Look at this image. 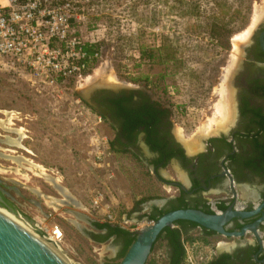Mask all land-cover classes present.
<instances>
[{"label":"rangeland","instance_id":"obj_1","mask_svg":"<svg viewBox=\"0 0 264 264\" xmlns=\"http://www.w3.org/2000/svg\"><path fill=\"white\" fill-rule=\"evenodd\" d=\"M72 1L82 8L85 15V19L77 24L79 34L85 39L94 34L98 41L91 46V50L97 51L99 56L82 78L60 81L57 85L34 83L20 69L0 58V180L7 186L2 185L11 196L9 199L13 198L22 211L41 225L43 232L55 240L70 264H120L122 257L117 255L116 244H121L122 239L118 238L113 245L111 237L103 243L92 240L89 235L104 234H96L95 228L72 212L85 215L95 223L121 227L105 220L90 208L95 193L104 190L113 199L110 200L111 205L119 217L126 214L129 218L130 222L124 224L125 227L134 231L142 230L151 225L142 219L149 213V209H142V204L168 195L171 188L167 184L163 185L152 168L148 167L149 152L144 144V156L112 147L107 165L94 168L91 164L94 149L92 126L101 118L99 132L107 136L110 142L114 137L104 115L92 105V94L100 90L145 89L173 118L174 133L186 151L190 155L198 153L209 137L228 134L235 125L234 87L229 84L233 94L232 119L216 133H205L207 136L198 133L215 114L214 105L218 100L215 89L234 59L236 36L251 25L255 8L263 7L264 0H252V13L247 27L232 37L229 53L218 55L214 58L215 63L207 67L203 64L211 62L212 58L207 57L202 63H195L192 59L195 54L191 52L184 34L187 27L200 22L187 17L184 7L171 9L168 6L166 9L162 2L156 3L155 0L148 7H136V0ZM129 35L135 36V43L123 49L125 38ZM168 37H174L173 45L178 50L174 59H168L165 52H157L152 58L141 57L137 48L139 44L159 48ZM251 37L248 41H252ZM198 42H211V39L198 38ZM247 42L239 45L246 43L249 47L250 42ZM236 55L239 64L245 57L241 48ZM181 61H185L184 65L189 68H183ZM218 64L222 67L215 72L214 65ZM111 78L116 82H108ZM86 91L91 92L90 102L83 97ZM179 130H182V137ZM195 136H200L199 140ZM193 139L200 145L191 152L188 143ZM174 166L176 172L179 171V167ZM159 172L167 179L175 176L171 167H163ZM43 173L58 178L81 206L49 204L42 195L61 201L65 197L46 180ZM177 174L184 180L180 173ZM72 219L82 223L89 235L79 230L71 222ZM54 230L61 231L59 238ZM221 241L225 239L222 237ZM161 250L156 252L160 256L158 264H166L164 251L161 254ZM215 252L216 243L212 239H204L198 232L190 234L184 263L207 264Z\"/></svg>","mask_w":264,"mask_h":264},{"label":"flooded vegetation","instance_id":"obj_2","mask_svg":"<svg viewBox=\"0 0 264 264\" xmlns=\"http://www.w3.org/2000/svg\"><path fill=\"white\" fill-rule=\"evenodd\" d=\"M262 31L264 21L251 37L245 57L232 77L235 125L228 134L209 137L196 154L186 151L174 133L173 118L145 89L100 90L92 94V102L104 107V120L113 133L117 149L144 156V144L149 152L148 167L172 190L160 199L143 203L142 209H149V213L142 219L153 221L154 217L156 221L182 208L208 213L232 208L246 214L233 216L225 224L228 234L178 220L173 227L161 231L146 264H158L160 256L156 252L161 249L166 264H185L186 242L196 232L216 243L215 255L207 264H264V52L259 41ZM174 162L185 171V181L176 175L167 179L160 174L161 168H172ZM121 228L137 239L140 230ZM95 229L96 234L109 235L107 229L101 232ZM124 234L110 236L111 245L118 238L123 241L116 244L117 255H122L129 241ZM222 237L225 241H221ZM128 251L121 256L122 260Z\"/></svg>","mask_w":264,"mask_h":264},{"label":"built area","instance_id":"obj_3","mask_svg":"<svg viewBox=\"0 0 264 264\" xmlns=\"http://www.w3.org/2000/svg\"><path fill=\"white\" fill-rule=\"evenodd\" d=\"M84 19L82 8L72 0H0V58L40 85L82 78L99 56L91 50L98 41L94 34L85 39L76 28ZM101 122L98 119L91 129L94 168L107 165L112 149V142L98 130ZM111 199L109 193L98 190L90 208L125 227L130 220L126 214L119 217Z\"/></svg>","mask_w":264,"mask_h":264},{"label":"water","instance_id":"obj_4","mask_svg":"<svg viewBox=\"0 0 264 264\" xmlns=\"http://www.w3.org/2000/svg\"><path fill=\"white\" fill-rule=\"evenodd\" d=\"M259 41L264 52V31L260 33ZM247 46L248 44L245 43L240 48L244 52ZM237 68L234 71L235 73ZM90 93V91H86L83 94L84 99L88 102H90ZM92 105L104 114L103 106L93 102ZM2 185L4 184L0 180V207H4L14 213H21L28 220L36 223L34 218L21 210L15 201H13V198L9 199L11 196ZM4 186L7 187L6 185ZM72 213L77 218L79 217L89 223L93 228H96L93 224L94 221L89 217L76 212ZM233 216L244 217L246 214L242 211L233 210L232 208L229 211L221 213H208L200 209L182 208L170 211L156 221L148 219L147 221L151 223V225L137 233L136 241L132 244L120 264H146L152 246L161 231L166 227H173L174 223L178 220L192 221L201 227L228 234L225 232L224 227ZM88 232L87 230L86 233L89 235ZM89 237L94 240L91 235H89ZM0 264L67 263L60 257L53 245L42 234L13 219H9L0 212Z\"/></svg>","mask_w":264,"mask_h":264},{"label":"trees","instance_id":"obj_5","mask_svg":"<svg viewBox=\"0 0 264 264\" xmlns=\"http://www.w3.org/2000/svg\"><path fill=\"white\" fill-rule=\"evenodd\" d=\"M156 3L162 2L164 7L169 8H186L185 14L187 17L194 18L198 20L199 24H192L185 30V36L189 41V47L193 55L192 59L196 62H203L205 58H212L211 62H206L203 66L207 67L214 62V58L218 55L228 54L232 48L231 39L232 37L243 30L250 22V17L252 13V0H155ZM153 0H136V7L145 6L148 7L153 4ZM170 4H173L170 6ZM155 6V5H153ZM181 14H185L181 11ZM76 28L79 31L78 25ZM208 37L211 42H198V38ZM135 36L129 35L125 38L126 49L131 43ZM138 38V37H136ZM174 37H168L164 40V43L159 48H149L144 45L139 44L137 48L141 53L143 59L155 57V53L165 52L168 59H174V54L178 52L175 49L173 43ZM180 37H176L178 39ZM122 49V51H123ZM203 52L201 55L200 53ZM155 55V56H154ZM206 55V56H205ZM191 60V57H189ZM183 68H189L188 65H184L185 61H181ZM212 66V65H211ZM221 64L214 65V71L217 72L221 69ZM213 71V68L212 70ZM91 106V105H90ZM93 108V106H91ZM94 109V108H93ZM95 110V109H94ZM113 149L119 150L116 147L115 140L112 141ZM154 217H152V220ZM99 231L107 229L109 235H94L93 239L96 242L103 243L107 238H109L114 233L124 232L125 236H128L129 241L122 251V257L128 251L129 246L136 239L135 236H130L128 231L123 230L121 227H113L108 223H95Z\"/></svg>","mask_w":264,"mask_h":264},{"label":"bare ground","instance_id":"obj_6","mask_svg":"<svg viewBox=\"0 0 264 264\" xmlns=\"http://www.w3.org/2000/svg\"><path fill=\"white\" fill-rule=\"evenodd\" d=\"M263 19H264V6L263 7L258 6V7L255 8V12H254V16H253L251 25L243 33H241L240 35L236 36L235 43H234V49H235V53L236 54H237V52H240L241 45H239V43L247 42L250 39V37H251L252 33L254 32V30L257 28V26L260 24V22ZM235 53H234V59L232 60L231 64H229V66H227L226 70L224 71V73H223V75H222V77L220 79L219 85L215 89V94L218 97V100L215 102V105H214L215 114L209 118L208 125L201 127L199 129L198 133H201V134L202 133H204V134L205 133H210V134L216 133V132H218V130L224 129L226 127L228 121L230 119H232V116H233V102H232V92L230 90L229 84L230 85L232 84L231 79L233 77V74L235 73L234 71L236 69V65L238 64V56ZM107 70H108V68L106 69V71ZM106 71H104V72H106ZM89 78H94V77H89ZM108 82H112V84H113L114 82H116V80L114 78H111V79L108 80ZM179 135L181 137L183 136L182 130H179ZM205 136H207V135L205 134ZM195 137H194V139H195ZM201 137H202V135H201ZM198 138H200V136ZM194 139L191 141V143H188V149L191 152L194 151L195 148L200 145V144L198 145L197 142L194 141ZM197 139H195V140L197 141ZM45 175H47V174H45ZM48 179H49V181H52V183L54 184L55 188L61 194L64 195L65 200L62 201L63 203L72 204L75 207H80V206H78L79 202L74 197L69 195V192L67 191V189L65 187H63L62 185L61 186L57 185L56 184V180L53 179V178H48ZM36 192L39 193L38 190ZM42 196L46 199V201H48L49 204H52V205H55V206L59 205V200L58 199L53 198V197H49V196H46V195H42ZM0 212L3 215H5L6 217H8L9 219H13V220L25 225L26 227H28V228H30V229L42 234L53 245V247L55 248L57 253L60 255V257L67 264H70V262L67 260V258L64 255V253H62L61 249L58 247V245H56L55 240H52V238L50 236H48L47 234H45L43 232L41 225L28 220L21 213H14V212H12V211L4 208V207H0ZM71 222H73L74 225L79 230H81L83 232L87 231L86 227L82 223H80L78 220L72 219ZM53 232L58 238L60 237V235H61L60 232L61 231L54 230Z\"/></svg>","mask_w":264,"mask_h":264},{"label":"crops","instance_id":"obj_7","mask_svg":"<svg viewBox=\"0 0 264 264\" xmlns=\"http://www.w3.org/2000/svg\"><path fill=\"white\" fill-rule=\"evenodd\" d=\"M174 165H177L178 167H179V165H178L176 162L173 163L172 170L174 171L175 175H176L181 181H185V180H186L185 171L182 170L180 167L178 168L179 171L177 170V172L180 173L181 176H183V179H184V180H182V179L178 176V174H177V172H176V170H175V166H174ZM43 176L46 178L47 181H49L48 178H53V179H55V180H56V184L59 185V186H61V183H60V181H59L58 178H55V177H53V176H51V175H49V174L45 175V173H43ZM49 182L52 183V181H49ZM52 184H53V183H52ZM53 185H54V184H53ZM54 187H55V186H54ZM63 187H64V186H63ZM67 191H68V190H67ZM70 194H71V193H69V195H70ZM42 197H43V196H42ZM62 201H64V200H62ZM62 201L59 200V205L64 204ZM59 205H58V206H59ZM78 206H81V203H79ZM117 210H119V208H118ZM72 223H73V222H72ZM73 224H74V223H73ZM86 232H87V231H86Z\"/></svg>","mask_w":264,"mask_h":264}]
</instances>
